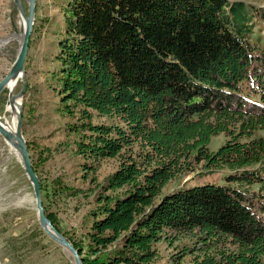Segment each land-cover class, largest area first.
<instances>
[{
    "label": "trees",
    "instance_id": "obj_1",
    "mask_svg": "<svg viewBox=\"0 0 264 264\" xmlns=\"http://www.w3.org/2000/svg\"><path fill=\"white\" fill-rule=\"evenodd\" d=\"M249 19L228 0L69 1L58 61L76 154L94 173L119 162L87 246L66 237L83 264H153L158 243L185 234L198 245L174 264H264V194L241 189L264 187V45L248 41ZM222 170L225 185L162 193Z\"/></svg>",
    "mask_w": 264,
    "mask_h": 264
},
{
    "label": "rangeland",
    "instance_id": "obj_2",
    "mask_svg": "<svg viewBox=\"0 0 264 264\" xmlns=\"http://www.w3.org/2000/svg\"><path fill=\"white\" fill-rule=\"evenodd\" d=\"M69 1L36 0L34 24L24 64L26 90L23 98L18 100L22 106V134L40 181L44 209L56 216L57 226L64 237L85 248L93 213L99 207L98 196L119 162L117 159L104 160L96 165L94 173L83 167L85 160L76 154L78 136L69 131L75 120L69 119L63 110L58 61V43L64 37L65 11ZM228 1L246 6L252 30L247 39L251 44L258 42L264 45V21L260 15L264 11V0ZM22 4L27 13V2L22 0ZM23 26L14 1L0 0V79L9 72L16 59ZM21 88L19 79L13 92L6 89L0 95L1 122L8 118L9 93L18 94ZM226 141L224 134L213 136L208 148L215 152ZM11 149L0 136V201H9L17 196L26 203L0 211V264H72L69 253L42 231L35 210L32 184ZM198 173L169 183L163 189V195L183 187L225 185V178L230 174L227 170ZM241 189L264 194V187L259 185ZM197 245L196 237L188 234L178 236L172 243L163 240L156 245L158 255L153 264H174L175 256L182 250ZM189 261L187 256L182 263L189 264Z\"/></svg>",
    "mask_w": 264,
    "mask_h": 264
},
{
    "label": "water",
    "instance_id": "obj_3",
    "mask_svg": "<svg viewBox=\"0 0 264 264\" xmlns=\"http://www.w3.org/2000/svg\"><path fill=\"white\" fill-rule=\"evenodd\" d=\"M17 10L21 14V18L24 19L25 25L23 30V36L20 42V47L15 61L13 62L9 72L0 79V95L6 90L7 85L11 81L18 79L22 82L21 91L13 96V99H22L26 90V81L24 76V64L27 57L29 48L30 36L34 24L35 16V2L36 0H25L27 2V13L24 10L22 0H13ZM11 101V100H10ZM12 103V102H10ZM18 111V123L14 132L8 130L0 122V136L10 146L14 147L21 158V166L23 167L27 178L33 187V200L35 203V210L37 213V219L39 225L44 234L54 243L66 250L72 259V264H83V260L79 254V251L72 245V243L64 237L52 224L48 216L45 213L42 198H41V185L40 181L34 171L31 162L30 152L27 146V142L22 134V106Z\"/></svg>",
    "mask_w": 264,
    "mask_h": 264
},
{
    "label": "bare ground",
    "instance_id": "obj_4",
    "mask_svg": "<svg viewBox=\"0 0 264 264\" xmlns=\"http://www.w3.org/2000/svg\"><path fill=\"white\" fill-rule=\"evenodd\" d=\"M23 22H24V25H25L24 19H23ZM23 30H24V26H23V29H22V36H23ZM22 36H21V39H22ZM18 81H19V79L16 80V81L15 80L14 81H11L7 85L6 89L9 92H13L15 90V86H17ZM13 96L14 95L12 93H9V103L10 102H12V103H10V106H8V108L6 110V112L8 114V118L5 120L4 123L0 121L8 130H10L12 132H14L16 130V128H17L18 111L21 109V107H20L21 106V101L18 100V99H13ZM11 148H13V149H11L12 150L11 152H13V154L15 156H17L18 161L21 164V158H20V155H19L18 151L14 147H12V146H11ZM30 199H31L30 202H32V197ZM25 203L26 202L23 201V199L15 196V197H12L9 201H6V200H4L2 202L0 201V211L6 209L8 207H11V206L24 205ZM70 259H71V257H70ZM71 262H72V259H71Z\"/></svg>",
    "mask_w": 264,
    "mask_h": 264
}]
</instances>
